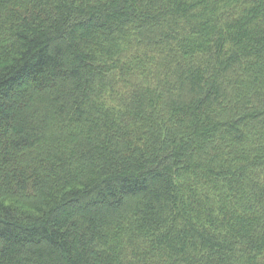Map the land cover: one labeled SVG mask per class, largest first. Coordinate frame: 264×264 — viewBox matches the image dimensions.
<instances>
[{
    "label": "trees",
    "instance_id": "trees-1",
    "mask_svg": "<svg viewBox=\"0 0 264 264\" xmlns=\"http://www.w3.org/2000/svg\"><path fill=\"white\" fill-rule=\"evenodd\" d=\"M0 264H264V0H0Z\"/></svg>",
    "mask_w": 264,
    "mask_h": 264
}]
</instances>
